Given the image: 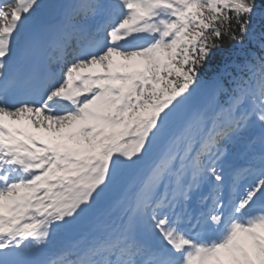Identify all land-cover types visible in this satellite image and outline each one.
<instances>
[{"label": "snow or ice", "instance_id": "obj_1", "mask_svg": "<svg viewBox=\"0 0 264 264\" xmlns=\"http://www.w3.org/2000/svg\"><path fill=\"white\" fill-rule=\"evenodd\" d=\"M262 5L74 0L65 6L54 29L64 62L59 78L45 75L39 93L20 81L19 93L10 94L0 83V264H264V157L259 169L234 174V192L254 177L242 192L227 203L220 195L224 146L253 122L264 144V34L262 55L251 54L255 64L224 65L211 106L188 107L216 54L253 35ZM40 6V0H0V80L31 46L25 27ZM97 16L105 22L86 33ZM137 169L123 215L105 219L101 206ZM205 184L211 191L199 203L206 207L192 212L193 194ZM74 232L79 239L45 252L60 233Z\"/></svg>", "mask_w": 264, "mask_h": 264}, {"label": "bare ground", "instance_id": "obj_2", "mask_svg": "<svg viewBox=\"0 0 264 264\" xmlns=\"http://www.w3.org/2000/svg\"><path fill=\"white\" fill-rule=\"evenodd\" d=\"M40 8L36 9L31 16L29 17L28 23L25 27V34L26 36L30 37L33 33L34 29L38 27L41 23L43 24H50L53 22L59 23L63 19V13L65 11V6L71 5L74 0H40ZM101 3L106 2V0H100ZM103 18V17H102ZM21 55V53H18L17 56ZM16 56V57H17ZM209 87L203 85L196 87V90L194 92L197 94L205 93L208 90ZM193 94V95H194ZM199 106V105H197ZM198 110V108H197ZM260 128V127H259ZM176 128H171V132H176ZM245 137V136H244ZM243 137V138H244ZM261 137V136H260ZM255 140V139H254ZM259 140V139H258ZM247 139L242 142L244 145L246 143ZM257 143V142H256ZM261 143V142H260ZM255 145L253 146H247L244 145V147L241 149L242 156L238 159L241 160H250L254 162V160H251V157L259 156L261 163V157H264V153H259L257 149H254ZM230 156H233V151H231ZM150 162V160H146L140 168H144L147 166V164ZM139 170H134L129 172L120 182V184L114 188L109 196L107 197V200L100 208V213L104 215L105 219H108L110 221H118V218L123 215V200L126 191L130 189V187L135 183V181L138 179ZM198 200V198H196ZM193 203H196L195 201L190 202L189 208L192 212H198L200 211V206L197 205L196 207H193ZM116 209V210H115ZM117 211V213H116ZM85 229L88 227L87 224H85ZM81 235V232H74L71 234V236H68L65 233H60L58 236V243L53 245H48L45 249L51 250L52 254H55L59 251L60 246L62 244L73 242L76 239H79Z\"/></svg>", "mask_w": 264, "mask_h": 264}, {"label": "trees", "instance_id": "obj_3", "mask_svg": "<svg viewBox=\"0 0 264 264\" xmlns=\"http://www.w3.org/2000/svg\"><path fill=\"white\" fill-rule=\"evenodd\" d=\"M262 16H264V5L258 8V15L254 18L253 35L245 40L244 45L242 46L226 45L224 49L219 51L213 58L212 62L206 66L207 70L201 73L200 81L215 79L219 74V70L226 64L231 65L234 62L235 64L243 65L245 60L255 64V61L252 60L251 54L254 53L257 56L262 55L258 47L260 37L264 34V19L261 18ZM229 71L231 75L241 74L232 68H229ZM223 81L227 83L226 80Z\"/></svg>", "mask_w": 264, "mask_h": 264}, {"label": "rangeland", "instance_id": "obj_4", "mask_svg": "<svg viewBox=\"0 0 264 264\" xmlns=\"http://www.w3.org/2000/svg\"><path fill=\"white\" fill-rule=\"evenodd\" d=\"M203 85H205L209 88L205 93H203V92L200 94L195 93L192 96L190 104L188 106L190 111H195V109L196 110H197V108L199 109L200 106L201 107L203 106L204 108H208L209 106H211V104L213 102V97L216 94L217 84L215 82V79H213V80H202V81H200L199 86H203ZM218 100L221 103L222 100H225V97L222 95L218 96ZM197 105H199V106H197ZM181 124H182V118H178L172 128H176L175 131L177 132V131H179ZM253 131L255 134H261V129L259 128V126H255ZM263 148H264V146H263ZM116 213H117V211H116Z\"/></svg>", "mask_w": 264, "mask_h": 264}]
</instances>
